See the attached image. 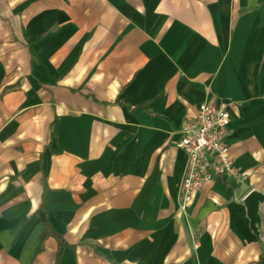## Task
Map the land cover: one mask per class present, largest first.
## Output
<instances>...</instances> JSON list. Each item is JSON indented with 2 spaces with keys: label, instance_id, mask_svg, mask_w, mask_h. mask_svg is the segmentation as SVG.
<instances>
[{
  "label": "crops",
  "instance_id": "1",
  "mask_svg": "<svg viewBox=\"0 0 264 264\" xmlns=\"http://www.w3.org/2000/svg\"><path fill=\"white\" fill-rule=\"evenodd\" d=\"M214 97L245 176L182 208L180 128ZM252 190L264 0H0V264H264Z\"/></svg>",
  "mask_w": 264,
  "mask_h": 264
},
{
  "label": "built area",
  "instance_id": "2",
  "mask_svg": "<svg viewBox=\"0 0 264 264\" xmlns=\"http://www.w3.org/2000/svg\"><path fill=\"white\" fill-rule=\"evenodd\" d=\"M230 104L219 98L203 101L196 115L188 116L180 128L178 146L186 153L180 186L181 207L186 208L208 182L245 174L236 165L227 137L230 133Z\"/></svg>",
  "mask_w": 264,
  "mask_h": 264
},
{
  "label": "water",
  "instance_id": "3",
  "mask_svg": "<svg viewBox=\"0 0 264 264\" xmlns=\"http://www.w3.org/2000/svg\"><path fill=\"white\" fill-rule=\"evenodd\" d=\"M247 207V213L250 218V225L254 231H257L260 222L259 207L264 202V194L257 190H252L244 199Z\"/></svg>",
  "mask_w": 264,
  "mask_h": 264
},
{
  "label": "trees",
  "instance_id": "4",
  "mask_svg": "<svg viewBox=\"0 0 264 264\" xmlns=\"http://www.w3.org/2000/svg\"><path fill=\"white\" fill-rule=\"evenodd\" d=\"M50 235H53L57 238L58 240V243H59V248H58V252H57V263H59L60 261V257H61V254H62V249L65 245V241H64V238L62 237V235H60L59 233L55 232L50 223L46 220L45 222V228L43 230V233H42V241L45 240L48 236Z\"/></svg>",
  "mask_w": 264,
  "mask_h": 264
}]
</instances>
